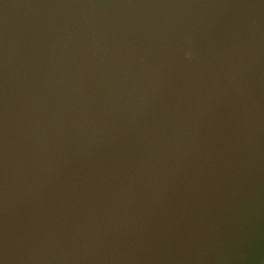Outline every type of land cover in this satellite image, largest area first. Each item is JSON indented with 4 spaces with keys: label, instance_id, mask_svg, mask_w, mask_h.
Masks as SVG:
<instances>
[{
    "label": "water",
    "instance_id": "1",
    "mask_svg": "<svg viewBox=\"0 0 264 264\" xmlns=\"http://www.w3.org/2000/svg\"><path fill=\"white\" fill-rule=\"evenodd\" d=\"M0 264H264V0H0Z\"/></svg>",
    "mask_w": 264,
    "mask_h": 264
},
{
    "label": "clouds",
    "instance_id": "2",
    "mask_svg": "<svg viewBox=\"0 0 264 264\" xmlns=\"http://www.w3.org/2000/svg\"><path fill=\"white\" fill-rule=\"evenodd\" d=\"M184 55L186 57H190L192 55V52L190 50L185 51Z\"/></svg>",
    "mask_w": 264,
    "mask_h": 264
}]
</instances>
